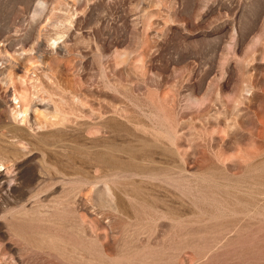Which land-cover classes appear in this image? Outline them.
Returning a JSON list of instances; mask_svg holds the SVG:
<instances>
[{"label": "rangeland", "instance_id": "1", "mask_svg": "<svg viewBox=\"0 0 264 264\" xmlns=\"http://www.w3.org/2000/svg\"><path fill=\"white\" fill-rule=\"evenodd\" d=\"M0 264H264V0H0Z\"/></svg>", "mask_w": 264, "mask_h": 264}]
</instances>
